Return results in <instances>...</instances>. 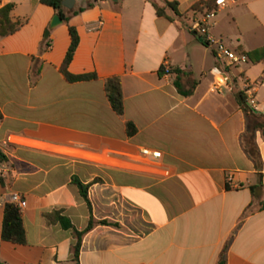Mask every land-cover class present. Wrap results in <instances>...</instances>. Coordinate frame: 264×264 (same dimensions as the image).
<instances>
[{
  "label": "crops",
  "instance_id": "1",
  "mask_svg": "<svg viewBox=\"0 0 264 264\" xmlns=\"http://www.w3.org/2000/svg\"><path fill=\"white\" fill-rule=\"evenodd\" d=\"M150 1L163 0H97L70 18L79 44L68 72L96 79L69 83L59 72L67 26L47 33L51 8L7 0L21 26L0 37L1 264H217L227 243L226 264H264V139L254 128L264 116H247L241 98L243 79L264 78V60L236 68L217 58L195 30L202 16L189 11L199 0H167L188 11L172 22ZM207 37L244 54L264 47V0L219 7ZM176 70L183 90L196 83L190 95L174 86ZM112 77L122 116L105 95ZM254 101L264 110V87ZM11 193L26 203L24 245L1 238ZM55 212L78 232L90 218L113 225L88 231L74 263L72 232L44 217Z\"/></svg>",
  "mask_w": 264,
  "mask_h": 264
},
{
  "label": "trees",
  "instance_id": "2",
  "mask_svg": "<svg viewBox=\"0 0 264 264\" xmlns=\"http://www.w3.org/2000/svg\"><path fill=\"white\" fill-rule=\"evenodd\" d=\"M63 1L64 0H40L42 5L51 8L53 12L59 16V18L62 20V23L67 26V30L69 33L70 44L65 54L64 60L59 68V72L61 73L63 78L69 83L95 80L96 79L95 74L72 75L68 72L69 64L71 63L74 53L79 44V36H78L77 30L75 29V27L69 25V21L72 16H76L82 13L83 11H85L86 9L92 8L97 2V0H92V2L87 3L86 7L84 8L79 7V8H72V9H66L65 7H63L62 6ZM150 2L155 10V14L157 17L165 18L171 22L174 20L173 17L182 18V17H186L188 14V11L186 12L179 11V4L177 2H169L167 0H163L161 6L157 5L153 1H150ZM12 9H13V5L8 4L4 8H2V10H0V37L1 38L13 35L20 29L21 24L19 22H13L11 20L10 13ZM189 11L195 14H199L200 16H207L213 12L216 13L218 11V7L215 3V0H199L198 2L194 3L191 6ZM202 43L204 45H208L205 42H202ZM246 55L248 56L249 60L253 63H258L260 61H263L264 60V47L254 50L252 52H249ZM160 72L164 73V69H162ZM173 73L176 75L174 86L177 88L178 92L184 97L190 95L196 83L192 82L190 89L185 91L183 90L179 82L181 73L177 70L174 71ZM104 91H105L106 98L112 110L118 116H122L123 115V94H122L120 79L118 77H112V78L105 80ZM241 98H242L243 103L245 104V100L242 94H241ZM243 110L247 116H249L250 113H254L250 108L246 106L245 107L243 106ZM255 114L262 115L260 113H255ZM254 128L259 129L264 139V124L257 123L254 125ZM135 131L136 129L133 124L131 123L126 124V132L128 136H133L135 134ZM2 160H4V157L0 154V161ZM75 183L79 189L81 196L85 200H87V187L83 186L78 181H76ZM259 186L261 187L262 185L260 184ZM226 188L229 189L228 185H226ZM257 189H258V186H254L250 188V192L253 195V197L255 196V191ZM257 210L258 211L264 210V201H261L259 203V207ZM252 212H255V211L250 209L249 213H252ZM44 217L48 224L58 223L64 230L72 232V235L76 239V244L73 247V259L72 260L74 263H77L79 247L81 244L82 237L88 231H90L95 225H113L107 221L96 222L92 218H90L87 228L82 232H78L77 230H75L70 220L67 217L62 216L58 212L52 213L50 215H46ZM1 238L3 241L11 243V244H15V245L25 244V233L23 230L20 210L18 209L17 206L13 204H7L4 207V217H3ZM228 246H229V243L226 244L225 248L221 252V255H220V258L217 264H226L225 254H226V250Z\"/></svg>",
  "mask_w": 264,
  "mask_h": 264
},
{
  "label": "built area",
  "instance_id": "3",
  "mask_svg": "<svg viewBox=\"0 0 264 264\" xmlns=\"http://www.w3.org/2000/svg\"><path fill=\"white\" fill-rule=\"evenodd\" d=\"M236 0H215L217 7H222L225 4H233ZM7 5V0H0V10ZM215 13H211L207 16H202L201 21L195 26V30H198L201 36L205 37V42L212 46L214 49V54L217 58L223 60L227 65L240 68L243 65L247 64L249 61L248 56L241 52H236L228 48L221 41H214L207 37V28L209 20L214 17ZM164 72L167 74L169 68L166 66L163 68ZM264 77V72H263ZM260 87H264V78L257 82H250L249 80L243 79L241 81V94L244 97L246 107L250 108L254 113H260L264 115V110H259L254 101L255 93ZM140 154L143 157H150L152 159H160L161 152L151 151L148 149L140 150ZM6 169L0 165V178L5 174ZM10 204H13L18 207L19 210L25 208V200L18 193H11L9 196Z\"/></svg>",
  "mask_w": 264,
  "mask_h": 264
},
{
  "label": "water",
  "instance_id": "4",
  "mask_svg": "<svg viewBox=\"0 0 264 264\" xmlns=\"http://www.w3.org/2000/svg\"><path fill=\"white\" fill-rule=\"evenodd\" d=\"M75 4V0H64L62 2V6L65 7L66 9H72L73 6ZM62 24V20L59 18L58 15H54L50 24H49V29L47 31V33L49 32V30L55 28L58 25Z\"/></svg>",
  "mask_w": 264,
  "mask_h": 264
},
{
  "label": "rangeland",
  "instance_id": "5",
  "mask_svg": "<svg viewBox=\"0 0 264 264\" xmlns=\"http://www.w3.org/2000/svg\"><path fill=\"white\" fill-rule=\"evenodd\" d=\"M195 17H198L197 15Z\"/></svg>",
  "mask_w": 264,
  "mask_h": 264
}]
</instances>
